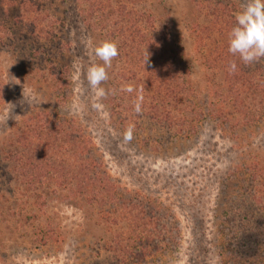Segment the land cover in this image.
Listing matches in <instances>:
<instances>
[{
	"label": "rangeland",
	"instance_id": "374dc122",
	"mask_svg": "<svg viewBox=\"0 0 264 264\" xmlns=\"http://www.w3.org/2000/svg\"><path fill=\"white\" fill-rule=\"evenodd\" d=\"M33 1L13 5L0 28V264H264V58L239 61L262 78L246 101L262 113L247 114L229 92L240 81L207 51L228 42L199 41L211 20L201 0H109L150 15L178 48L194 107L177 131L149 109L116 106L129 98L122 85L143 82L121 80L126 69L142 70L121 39L85 23L82 0ZM220 1L233 17L244 2ZM105 40L119 55L101 85L115 94L100 97L86 71L102 63L94 49ZM79 156L100 173L95 183ZM139 211L145 221L133 222Z\"/></svg>",
	"mask_w": 264,
	"mask_h": 264
},
{
	"label": "trees",
	"instance_id": "16d2710c",
	"mask_svg": "<svg viewBox=\"0 0 264 264\" xmlns=\"http://www.w3.org/2000/svg\"><path fill=\"white\" fill-rule=\"evenodd\" d=\"M85 4L84 9V21L88 26L102 25L110 34L111 38H119L122 40V44L125 46L124 55L129 59H133L138 64V69L142 70L139 74L137 70L126 69V73L122 75L121 80L139 78L142 83L137 85H143L144 102L142 107L149 109L152 116L159 118L167 123L171 129L182 131L185 128L190 127L192 119H184V108L194 107L193 103L188 98L187 91L183 88L181 79L183 73L182 56L179 54V50L176 47L174 41H171V35L168 31L155 27L152 17L145 13L135 11L134 9L127 8L124 4H117L113 8L109 4V0H82ZM205 6H207L208 14L211 17L210 23L212 25H204L201 28V36L199 41L205 46L204 40L209 39L212 33H214V39L212 43L228 42V33L234 26L235 20L231 14H229L227 6L220 0H201ZM17 3L19 9L30 10V7L35 6L36 2L33 0H0V28L3 26V18L7 15L8 11L13 5ZM109 8V9H108ZM20 10V11H21ZM20 16V14H19ZM234 21V23H233ZM214 25L216 27L214 28ZM2 26V27H1ZM214 28V29H213ZM205 36V38L203 37ZM211 43V45H212ZM210 45V46H211ZM213 51L211 48L207 51L214 54V59H211V63L216 65L221 59L225 65H229L230 61L235 60L237 64V71L230 74L227 70V80L232 84L233 81L239 80L242 87L245 89H233L231 87L229 92L232 91L235 98L240 101L243 100L247 114L261 112L259 108H254L247 104L248 97L254 95L261 89L262 78L247 76L240 67V59L238 56H233L228 52V45L219 47L214 46ZM206 52V51H205ZM214 52V53H213ZM135 53L133 58L131 55ZM147 56V60H146ZM211 56V55H209ZM144 74V75H143ZM247 76V78H246ZM180 79V82H179ZM146 80V81H144ZM147 83H151L152 87L145 86ZM246 86V87H245ZM119 85L115 88L118 89ZM120 89V88H119ZM148 89L152 90V94H148ZM225 97V100L231 98L229 95ZM238 96L240 98H238ZM128 99L122 100L116 98V106L124 107L126 110L130 109L129 105L133 106V101L136 98V92L128 94ZM147 100V102H146ZM189 100V101H188ZM252 99L249 100V102ZM248 102V103H249ZM247 104V105H246ZM234 105V104H232ZM199 110V109H197ZM173 111H177V115L173 114ZM238 111V110H237ZM183 118V119H181ZM182 120V123L179 122ZM81 151V149H80ZM82 153V151H81ZM83 156V155H82ZM80 174L86 183H95L99 179L100 173L93 170V164L87 157L79 156L78 159ZM86 183L80 180L81 188L86 189ZM108 182L105 181L103 186L106 187ZM83 191V190H82ZM140 216H132L133 222L137 220L145 221L146 216L143 215V211H139ZM144 239H146L144 237ZM134 245L141 244L143 237L140 234H136L133 238Z\"/></svg>",
	"mask_w": 264,
	"mask_h": 264
},
{
	"label": "clouds",
	"instance_id": "9594fccd",
	"mask_svg": "<svg viewBox=\"0 0 264 264\" xmlns=\"http://www.w3.org/2000/svg\"><path fill=\"white\" fill-rule=\"evenodd\" d=\"M234 20V26L227 37L228 52L238 56L245 65L259 62L264 58V0H244L242 9L235 14ZM94 55L102 63L92 64L87 68L86 79L89 86L100 97L115 94V90H106L101 85L109 79L107 69L111 68L113 59L119 55L117 44L114 41L105 40L95 47ZM228 71L230 74L237 71L235 60L229 62ZM120 91L129 94L136 92L133 110L136 114H140L144 102V86L140 85L137 88L127 83L121 86ZM0 122L6 123L7 120ZM134 131L135 125L129 124L123 133V139L131 142Z\"/></svg>",
	"mask_w": 264,
	"mask_h": 264
}]
</instances>
